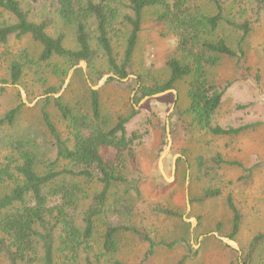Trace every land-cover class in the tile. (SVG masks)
<instances>
[{
    "label": "trees",
    "instance_id": "trees-1",
    "mask_svg": "<svg viewBox=\"0 0 264 264\" xmlns=\"http://www.w3.org/2000/svg\"><path fill=\"white\" fill-rule=\"evenodd\" d=\"M51 11L74 31L75 48L65 46V35L52 36L48 29L53 18L44 17L39 22L30 19L19 0H0V46L10 39L29 37L40 46L35 60L21 52L9 65L8 77L17 84L25 69L31 72L49 70L64 77L71 67L84 62L91 71L98 61L106 70L98 71L96 79L112 74L107 83L135 91L134 102L153 97L165 91L176 90L179 82L188 79L187 107L180 111L175 102L178 119L189 118V125L214 138L233 137L255 125L221 127L213 125L228 84H217L207 78V68L214 67L221 58L240 57L242 45L251 32L252 24L264 15V0H208L213 12L204 11L197 0H47ZM151 12L155 26L166 27L175 38V47L166 59L168 76L163 82L139 83L134 75V56L142 31V19ZM251 13V18L247 15ZM225 24L239 35L237 51L225 38L216 35ZM123 44L121 54L116 45ZM91 80V73H87ZM126 80V81H123ZM45 94H56L49 88ZM40 116L51 139L55 160L39 174L35 155L14 145L17 156H6L0 163V189L8 192L0 196V256L5 264H101V258L115 253L116 236L129 232L147 244L139 264H148L158 245L171 249L176 242L155 243L142 227L117 224L108 225L102 235V252L94 253L96 224L103 216L124 218L132 216L129 194L140 196L141 171L135 157V148L142 135L128 132L126 125L136 116L133 109L128 116L117 118L110 128L100 113L99 93L90 90V116L83 110H73L60 98L49 96L40 101ZM53 105L62 119L69 124L71 137L63 139L52 122L47 108ZM19 107L8 111L0 124L12 126ZM111 149L113 157H105L102 150ZM64 162L69 169L58 171L56 164ZM195 166L200 177L212 180L224 166L239 167L237 182L246 185L253 173L264 167L257 162L245 167L238 162L224 161L216 153L208 158L198 156ZM134 177L129 180L126 172ZM72 176L85 183H96L100 189L88 196L79 183H57L63 176ZM123 187L122 195L114 192ZM221 195L219 188H207L190 200L204 203ZM87 201L79 211L80 201ZM231 212V228L227 238L234 241L242 216L231 194L225 197ZM153 211L164 217L176 214L169 209L155 207ZM264 245V231L254 234L248 244L243 262L249 264L253 254ZM195 253L189 248L176 264H186Z\"/></svg>",
    "mask_w": 264,
    "mask_h": 264
},
{
    "label": "rangeland",
    "instance_id": "rangeland-1",
    "mask_svg": "<svg viewBox=\"0 0 264 264\" xmlns=\"http://www.w3.org/2000/svg\"><path fill=\"white\" fill-rule=\"evenodd\" d=\"M197 1L204 11L213 12L208 0ZM19 2L30 13L32 21L39 22L46 16L53 18L54 23L48 33L52 36L63 33L65 46L75 48L73 28L54 15L47 0ZM246 16L251 18V13L247 12ZM216 35L225 38L228 45L237 51L239 35L231 28L222 24ZM123 44L115 46L118 54L122 53ZM174 47L173 35L166 27L155 26L151 12H146L134 56V75L129 78L145 84L163 82L168 76L165 62ZM21 52L35 60L40 46L29 37L21 40L12 38L0 46V119L19 107L12 126L0 124V163L6 156H17L13 150L15 144L35 155L39 174L54 162L55 151L40 116V101L49 96L60 98L64 105L73 110L82 109L83 114L90 116V90L95 88L99 93L100 113L108 128L117 118L128 116L133 109L137 112L126 125V130L142 135L135 148L142 177L140 196L137 198L133 193L128 196L133 207L132 216L115 218L107 215L97 222L93 240L95 254L102 252V235L108 225L127 224L142 227L157 244L176 242L171 249L158 245L148 264H176L189 248L195 256L186 264H245L243 259L252 236L264 231V167L253 173L250 183L242 185L236 181L242 173L239 167L224 166L215 178L208 180L199 176L194 162L198 156L208 158L216 153L221 154L224 161L238 162L245 167L264 161V15L252 24L240 57L221 58L214 67L207 68L209 81L229 86L214 115L213 125H255L233 137L214 138L190 126L189 118L178 119L175 106L173 110L172 106L178 103L180 111L187 107L188 79L179 82L174 92L144 98L137 103L134 102L135 91L107 83L108 78L101 83L103 77L112 74L106 73L96 79L98 71L106 70L102 61H98L91 71L85 63L84 67L78 64L68 69L64 77L55 76L49 70L34 73L25 69L20 81L12 84L8 77L9 65ZM87 73H91V80ZM49 88L56 94H45ZM47 112L61 137L69 139V124L53 105L47 108ZM102 154L110 158L114 151L104 148ZM56 169L69 168L64 162H58ZM126 174L129 180L134 177L130 170ZM57 183H79L88 196L100 189L96 183H85L67 175L61 176ZM207 188H219L221 195L201 204L190 202ZM8 190L5 187L0 189V196ZM122 191L123 187L119 186L114 192L122 195ZM228 194L232 195L242 216L234 241L227 238L232 219L225 200ZM86 204L87 201H80L79 211L85 209ZM155 207L169 209L176 216L159 215L153 211ZM223 239H228V244ZM116 242L118 250L101 258V264L140 263L147 248L145 242L129 232L118 233ZM0 264H5L2 256ZM80 264H83L82 260ZM249 264H264V245L253 254Z\"/></svg>",
    "mask_w": 264,
    "mask_h": 264
},
{
    "label": "water",
    "instance_id": "water-1",
    "mask_svg": "<svg viewBox=\"0 0 264 264\" xmlns=\"http://www.w3.org/2000/svg\"><path fill=\"white\" fill-rule=\"evenodd\" d=\"M79 65L80 66H82V67H84V62H80L79 63ZM75 68V67H74ZM73 68V69H74ZM71 72H72V70L71 71H69V73H68V76H67V79L70 77V75H71ZM110 77H113L112 75H109L108 77H103L102 78V80H101V83H103L107 78L109 79ZM68 81V80H67ZM66 81V82H67ZM123 81H125V80H123ZM94 90H95V88H93ZM168 91H165V92H163V93H159V94H157V95H155V96H160V95H163V94H166ZM172 92H174V91H172ZM55 97H57V96H55ZM176 98H177V96L175 95V100H176ZM174 106H175V103L173 104V106H172V110H173V108H174ZM168 140H169V138H168ZM170 144V143H169ZM169 144H168V148H169ZM168 148H167V150H168ZM166 150V151H167ZM166 151H165V153H166ZM160 160H162V159H160ZM223 241L224 242H228V239H223ZM228 244V243H227Z\"/></svg>",
    "mask_w": 264,
    "mask_h": 264
}]
</instances>
